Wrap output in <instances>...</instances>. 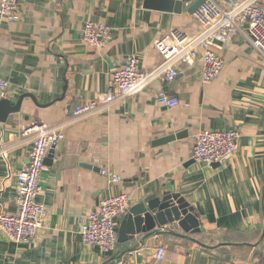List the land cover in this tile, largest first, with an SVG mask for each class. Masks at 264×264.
<instances>
[{"label": "crops", "instance_id": "1", "mask_svg": "<svg viewBox=\"0 0 264 264\" xmlns=\"http://www.w3.org/2000/svg\"><path fill=\"white\" fill-rule=\"evenodd\" d=\"M175 1L183 3L181 14L144 8V0H20L17 21L0 19L6 99L12 105L24 95L35 99L24 98L20 111L0 122V180L27 164L30 141L20 134L28 125L70 122L73 107L103 95L129 57L149 71L161 60L155 50L161 36L174 29L197 33L188 12L197 0ZM214 1L227 8L239 0ZM91 21L110 28L106 47L91 50L82 41V27ZM217 53L226 64L210 84L200 81L199 61L179 66L172 82H155L107 114L70 122L39 177L43 225L27 244L0 232V264H264V57L239 36ZM160 91L179 105H159ZM205 130L237 132L236 153L216 168L195 161L186 167L195 136ZM182 131L186 138L152 145ZM102 171L120 181L111 183ZM165 192L178 193L192 207L196 234L180 238L174 233L186 235L175 229L131 253L129 242L117 243L113 254L83 245L79 223L101 198L126 193L131 208ZM14 193L11 178L0 193L6 213L15 211ZM158 246L164 247L161 260L155 259Z\"/></svg>", "mask_w": 264, "mask_h": 264}, {"label": "built area", "instance_id": "2", "mask_svg": "<svg viewBox=\"0 0 264 264\" xmlns=\"http://www.w3.org/2000/svg\"><path fill=\"white\" fill-rule=\"evenodd\" d=\"M185 5H189L184 0ZM20 0H0V19L15 22L19 19ZM198 26L195 34L174 29L155 43L160 62L144 71L137 56L129 57L121 68L115 70L108 82L107 91L97 99L73 107L70 122L84 121L107 114L116 105L124 104L134 95L155 82H172L177 68H192L201 63L200 81L210 84L223 71L226 61L217 53L220 44L239 36L247 45L264 57V4L263 0H239L227 8L214 0H203L193 13ZM110 28L97 22L84 23L81 38L91 50L106 47L110 42ZM9 84L0 79V101L8 96ZM159 105L169 108L179 101L163 91L157 93ZM70 122L57 126L34 122L24 128L20 137L29 140L27 164L14 177L0 180V193L13 178L15 211L6 213L0 206V232L14 243L27 244L36 236L44 221L46 208L37 202L41 189L39 177L45 171V159L64 138ZM238 133L233 130L201 131L194 138L191 158L205 165L221 164L237 151ZM7 158L6 151L1 152ZM111 183L119 177L101 172ZM131 197L126 193L110 195L99 200L97 209L79 223L78 234L85 247H97L102 253L113 254L117 245L115 223L128 212ZM164 257V247L158 246L155 259Z\"/></svg>", "mask_w": 264, "mask_h": 264}, {"label": "water", "instance_id": "3", "mask_svg": "<svg viewBox=\"0 0 264 264\" xmlns=\"http://www.w3.org/2000/svg\"><path fill=\"white\" fill-rule=\"evenodd\" d=\"M202 3L203 0H197L188 9V12L193 14ZM144 8L181 14L183 3L175 0H144ZM64 91H66V87ZM26 97L35 102L34 97L31 95L21 96L14 105L7 99L1 100L0 122L3 123L9 115L18 113L22 100ZM186 137L187 132L182 131L175 135L158 139L154 141L152 145L160 146ZM53 154V149H50L45 159V164L51 161ZM193 163L194 161H190L185 166L188 167ZM219 165L220 164H214L212 166L216 168ZM84 166L86 167L87 165ZM175 229H179L186 235L181 236L174 233L176 237L180 238H187V235L196 234L199 231V221L194 215L192 207H190L185 199L178 193L165 192L154 194L144 198L136 206L131 207L124 215L117 231V243H133V246L131 245L127 252L131 253L139 246L143 245L146 239L158 237L165 233L172 234V230ZM139 236H141L140 239H137ZM194 242L206 248V246L200 242L196 240H194Z\"/></svg>", "mask_w": 264, "mask_h": 264}, {"label": "trees", "instance_id": "4", "mask_svg": "<svg viewBox=\"0 0 264 264\" xmlns=\"http://www.w3.org/2000/svg\"><path fill=\"white\" fill-rule=\"evenodd\" d=\"M104 264H112V260H108V261L105 262Z\"/></svg>", "mask_w": 264, "mask_h": 264}]
</instances>
